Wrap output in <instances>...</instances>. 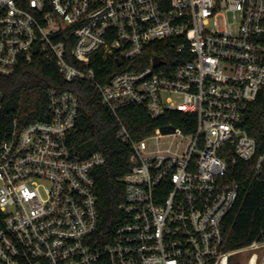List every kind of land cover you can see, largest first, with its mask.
I'll use <instances>...</instances> for the list:
<instances>
[{
  "label": "built area",
  "instance_id": "2783aa9c",
  "mask_svg": "<svg viewBox=\"0 0 264 264\" xmlns=\"http://www.w3.org/2000/svg\"><path fill=\"white\" fill-rule=\"evenodd\" d=\"M98 58L135 67L102 81ZM39 59L66 82H90L117 118L132 148L127 219L97 245L93 171L106 159L69 146L78 94L50 87L49 117L6 124L0 90V264H264V240L228 248L243 194L230 166L257 152L242 121L264 91V0H0V76ZM130 105L192 114L195 128L135 139L120 117Z\"/></svg>",
  "mask_w": 264,
  "mask_h": 264
},
{
  "label": "trees",
  "instance_id": "16d2710c",
  "mask_svg": "<svg viewBox=\"0 0 264 264\" xmlns=\"http://www.w3.org/2000/svg\"><path fill=\"white\" fill-rule=\"evenodd\" d=\"M169 48L171 50V46ZM164 51L163 47L149 49L142 59L143 65L149 63L154 53ZM96 60L93 66L102 81L111 72L135 67L129 63L119 65L103 58ZM54 86L72 90L80 99L78 120L68 136L71 150L81 159L88 158L94 152H101L106 159L93 171L99 211L95 239L97 245L103 248L111 241L116 228L127 219L121 204L126 195L123 178L132 167V148L118 135L119 122L102 103L99 91L85 80L66 82L55 64L35 60L32 64L20 65L10 76H0V90L5 95L1 118L9 124L14 119L33 121L49 117L46 95L47 90ZM120 117L135 139L151 135L158 127L168 124L181 127L185 132L193 131L196 124L194 115L179 111L152 118L140 105L123 108ZM242 125L255 137L257 152L252 160L239 159L230 166V176L241 181L243 194L229 216V249L264 240V168L260 174L256 170L257 159L264 154V91L249 105Z\"/></svg>",
  "mask_w": 264,
  "mask_h": 264
},
{
  "label": "rangeland",
  "instance_id": "374dc122",
  "mask_svg": "<svg viewBox=\"0 0 264 264\" xmlns=\"http://www.w3.org/2000/svg\"><path fill=\"white\" fill-rule=\"evenodd\" d=\"M167 141H168L167 138H163V139L161 140V143L166 144ZM148 142L151 143V144H155V140H149ZM262 252H263L262 249H260V250H256V251L254 252V253L257 254V257L259 258V261L261 260ZM248 254L250 255V253H248ZM247 256H248V255H247ZM246 258H248V257H246ZM238 263H239V264H246V263H247V259L240 258V260H239Z\"/></svg>",
  "mask_w": 264,
  "mask_h": 264
},
{
  "label": "water",
  "instance_id": "95a60500",
  "mask_svg": "<svg viewBox=\"0 0 264 264\" xmlns=\"http://www.w3.org/2000/svg\"><path fill=\"white\" fill-rule=\"evenodd\" d=\"M158 58H155V63H158ZM175 130V126H164L162 127V132L163 133H169L171 131H174Z\"/></svg>",
  "mask_w": 264,
  "mask_h": 264
}]
</instances>
